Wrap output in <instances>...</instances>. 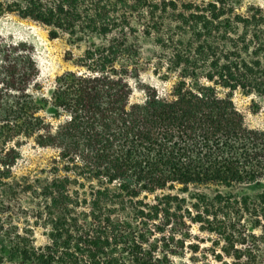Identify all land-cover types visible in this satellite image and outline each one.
<instances>
[{"label":"trees","instance_id":"trees-1","mask_svg":"<svg viewBox=\"0 0 264 264\" xmlns=\"http://www.w3.org/2000/svg\"><path fill=\"white\" fill-rule=\"evenodd\" d=\"M8 15L86 50L48 88L0 31V264H264V190L223 192L264 184V127L234 101L264 109V7L0 0ZM27 144L58 156L18 177Z\"/></svg>","mask_w":264,"mask_h":264},{"label":"rangeland","instance_id":"rangeland-1","mask_svg":"<svg viewBox=\"0 0 264 264\" xmlns=\"http://www.w3.org/2000/svg\"><path fill=\"white\" fill-rule=\"evenodd\" d=\"M7 3L16 0H4ZM240 12H245L250 6L264 7V0H236ZM170 19V17H169ZM174 19V18H171ZM176 23L171 24L174 28ZM0 31L15 38H21L34 46L39 65L42 69L41 79L44 85L50 88L53 85L55 77L73 70V65L69 60L70 54L74 57L83 55L86 50V45L81 44L79 47L70 44L68 37L62 35L57 39L49 37V29L39 23L29 19H20L14 15L0 18ZM151 47V44H146L145 48ZM144 52L147 54L146 50ZM236 107L245 117V123L252 128L264 127V109L259 112H253L252 98L245 97L240 93L234 96ZM21 158L13 168V175L15 176H38L41 170L50 168L54 159H57V152L49 148H39L32 144L23 145L21 149ZM213 189L201 188L200 191L213 193ZM264 190V184L256 186H241L232 190H223L225 193H237L256 195ZM194 233L200 238L205 239L202 247H210L211 244L207 242L209 236L198 231V227H194ZM38 242L44 244L45 237L41 232L38 234ZM211 264H219L209 257Z\"/></svg>","mask_w":264,"mask_h":264}]
</instances>
